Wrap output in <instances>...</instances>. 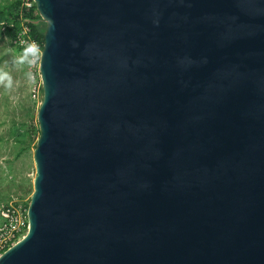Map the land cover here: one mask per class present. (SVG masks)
Returning a JSON list of instances; mask_svg holds the SVG:
<instances>
[{
    "label": "water",
    "instance_id": "obj_1",
    "mask_svg": "<svg viewBox=\"0 0 264 264\" xmlns=\"http://www.w3.org/2000/svg\"><path fill=\"white\" fill-rule=\"evenodd\" d=\"M34 1L36 175L0 264H264V0Z\"/></svg>",
    "mask_w": 264,
    "mask_h": 264
},
{
    "label": "rangeland",
    "instance_id": "obj_2",
    "mask_svg": "<svg viewBox=\"0 0 264 264\" xmlns=\"http://www.w3.org/2000/svg\"><path fill=\"white\" fill-rule=\"evenodd\" d=\"M15 1L0 0V7L7 8ZM16 32L0 29V198L3 200L31 197L29 193L33 192L36 175L34 151L40 136L36 132L31 138L25 129L29 125L39 127L37 112L42 97L39 73L41 54L33 55L29 51L26 63H15V58L25 49L16 45ZM5 74L11 78V86H7ZM32 100H36L37 107L29 115ZM20 136L26 142L20 143L17 140ZM24 188L28 190L27 193L22 191Z\"/></svg>",
    "mask_w": 264,
    "mask_h": 264
},
{
    "label": "built area",
    "instance_id": "obj_3",
    "mask_svg": "<svg viewBox=\"0 0 264 264\" xmlns=\"http://www.w3.org/2000/svg\"><path fill=\"white\" fill-rule=\"evenodd\" d=\"M19 2V11L27 15L32 13L38 14L34 0H17ZM21 29L15 34V43L18 47L29 48L33 55L42 53L38 41L30 34L27 25L28 18L21 16ZM4 25L5 22L0 23ZM13 25L11 24V27ZM35 97V96H34ZM30 198H12L0 200V256L5 250L20 240L29 228L28 207Z\"/></svg>",
    "mask_w": 264,
    "mask_h": 264
},
{
    "label": "trees",
    "instance_id": "obj_4",
    "mask_svg": "<svg viewBox=\"0 0 264 264\" xmlns=\"http://www.w3.org/2000/svg\"><path fill=\"white\" fill-rule=\"evenodd\" d=\"M18 7H19L18 1L13 2L7 8H1L0 7V23L2 21L5 22L4 25L0 24V29L1 28L7 29L8 31H13L15 33L16 31L21 29V20H22L21 16H24V18H28V20H29L27 25L30 29L31 36L38 41V45L40 46L41 49H43L44 32H45V28H46L45 23L42 21L39 14L34 15V14L30 13L27 15L26 11H24V13L21 14ZM11 24L13 25L12 27H11ZM36 107H37L36 100H32V105L29 108L28 114L30 115V112H32ZM25 131L28 134V136L31 135V138H32L33 133L38 132L40 134V130H39L38 126L35 127V126L29 125L26 127ZM17 140L20 143L26 142V140L22 136H20ZM22 191L27 193L26 191H28V190L26 188H24ZM29 194L31 195L32 192H30ZM20 197L21 196H19V198ZM3 199L0 198V200H3Z\"/></svg>",
    "mask_w": 264,
    "mask_h": 264
},
{
    "label": "clouds",
    "instance_id": "obj_5",
    "mask_svg": "<svg viewBox=\"0 0 264 264\" xmlns=\"http://www.w3.org/2000/svg\"><path fill=\"white\" fill-rule=\"evenodd\" d=\"M30 49L29 48H25L24 51L20 54V56L15 58V63L18 64H24L27 62L28 59V53H29ZM4 79L8 82L7 86H11V78L9 76H7V74L4 75Z\"/></svg>",
    "mask_w": 264,
    "mask_h": 264
}]
</instances>
